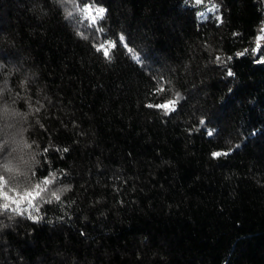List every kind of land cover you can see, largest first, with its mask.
<instances>
[{"label":"trees","instance_id":"trees-1","mask_svg":"<svg viewBox=\"0 0 264 264\" xmlns=\"http://www.w3.org/2000/svg\"><path fill=\"white\" fill-rule=\"evenodd\" d=\"M262 30L264 0H0V204L43 189L0 264H264Z\"/></svg>","mask_w":264,"mask_h":264},{"label":"snow or ice","instance_id":"snow-or-ice-1","mask_svg":"<svg viewBox=\"0 0 264 264\" xmlns=\"http://www.w3.org/2000/svg\"><path fill=\"white\" fill-rule=\"evenodd\" d=\"M202 3V0H195V4L199 5ZM88 8L89 11V18L92 20L93 24L96 23V16L92 15V6L89 4L86 6ZM106 13V9L105 8H99L97 10L96 15L99 16L101 19L104 17ZM203 15V14H202ZM264 31V30H262ZM264 39V36H260L257 39V46L256 48L253 49V52H257L260 50V45H259V40ZM117 40L120 42L119 46L123 47L127 52L129 53H133V48L129 46L130 42L127 41L126 37L122 34H118L117 35ZM117 47V43L116 41H109L108 42V46L106 47L104 44H100V46L97 48V51L101 52L102 55H104L105 57L109 56V48L115 49ZM247 52V49L244 50V52H239L237 53L238 57H242L245 55V53ZM137 61H139L141 58L139 56L135 57ZM217 59H219V57H217ZM229 59H231V57H229ZM258 63H264V57L261 58V60L257 61ZM228 75L231 76L232 72L229 70L228 71ZM158 91H162V89H158ZM177 98L179 99V95L177 96ZM176 104V100H170L168 103L166 104H160V105H149V107H158V108H163V109H167L170 111H174V106ZM199 124L204 128V131L206 133V135L208 137H213L214 136V132L215 130L213 129H209L206 127L205 125V121L203 119H201L199 121ZM255 133H253L254 135ZM236 147H239V145H237ZM65 151H67V149H65ZM229 152H221V151H216L212 153L213 157H220V156H227L229 155ZM44 184H48L50 183V181L45 178V180L43 181ZM37 190L34 192H26L23 196H20L19 199H13L11 197L8 196L7 193H3V199L10 201V203L5 202L0 204V207H2L4 210H9L11 208V204H16L15 208H11V210H15L17 211L19 214H23V209H21L19 207L20 203L24 200H28L29 201V205L31 206V200H34L36 197H39L41 195V192L43 191V189L41 188V186L38 184L36 186ZM54 198L56 201H59L61 199L60 195H54ZM52 201L49 200L48 203H51ZM37 211H39V208L36 209ZM31 219L33 220H38L40 219V217L38 216H31Z\"/></svg>","mask_w":264,"mask_h":264},{"label":"rangeland","instance_id":"rangeland-1","mask_svg":"<svg viewBox=\"0 0 264 264\" xmlns=\"http://www.w3.org/2000/svg\"><path fill=\"white\" fill-rule=\"evenodd\" d=\"M260 36H264V32ZM262 42H264V39L259 40V44H261Z\"/></svg>","mask_w":264,"mask_h":264},{"label":"clouds","instance_id":"clouds-1","mask_svg":"<svg viewBox=\"0 0 264 264\" xmlns=\"http://www.w3.org/2000/svg\"><path fill=\"white\" fill-rule=\"evenodd\" d=\"M69 189H62L61 191L64 192V191H68Z\"/></svg>","mask_w":264,"mask_h":264}]
</instances>
